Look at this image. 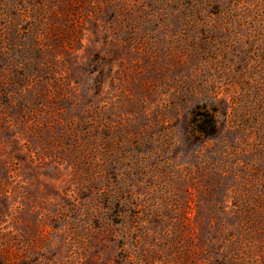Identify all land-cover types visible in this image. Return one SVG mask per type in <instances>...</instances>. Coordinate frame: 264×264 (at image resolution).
Wrapping results in <instances>:
<instances>
[{
	"label": "rangeland",
	"instance_id": "rangeland-1",
	"mask_svg": "<svg viewBox=\"0 0 264 264\" xmlns=\"http://www.w3.org/2000/svg\"><path fill=\"white\" fill-rule=\"evenodd\" d=\"M0 264H264V0H0Z\"/></svg>",
	"mask_w": 264,
	"mask_h": 264
},
{
	"label": "trees",
	"instance_id": "trees-1",
	"mask_svg": "<svg viewBox=\"0 0 264 264\" xmlns=\"http://www.w3.org/2000/svg\"><path fill=\"white\" fill-rule=\"evenodd\" d=\"M203 116H207V117H209L208 118V125H209V122H210V125L208 126L209 127V129H213L214 128V125H213V123H212V118L210 117V115H208V114H203ZM198 130L199 131H202V130H206V128L204 127V124L203 123H201V124H198ZM212 132H207V135L208 134H211Z\"/></svg>",
	"mask_w": 264,
	"mask_h": 264
}]
</instances>
